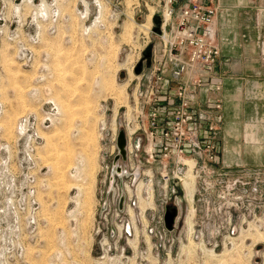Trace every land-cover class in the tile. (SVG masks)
<instances>
[{"label":"rangeland","instance_id":"rangeland-1","mask_svg":"<svg viewBox=\"0 0 264 264\" xmlns=\"http://www.w3.org/2000/svg\"><path fill=\"white\" fill-rule=\"evenodd\" d=\"M163 7L0 0V264H264V171L252 204L235 206L218 171L185 168L166 187L146 162Z\"/></svg>","mask_w":264,"mask_h":264},{"label":"built area","instance_id":"built-area-1","mask_svg":"<svg viewBox=\"0 0 264 264\" xmlns=\"http://www.w3.org/2000/svg\"><path fill=\"white\" fill-rule=\"evenodd\" d=\"M218 10V6L198 0L181 5L178 0H164L156 33L158 43L152 47L148 74L147 91L153 96L148 128L154 143L146 162L160 166L157 169L167 187L171 178L176 186L182 180L180 175L189 168V159L192 170L198 167L199 178H205L207 172L213 173L212 177L218 171L220 198H228L235 206L245 202L251 205L254 193H260L252 178L255 172H263L264 166L216 165L220 159L215 146L218 120L195 107L197 94L221 53L216 37ZM216 108L220 109L221 104ZM170 161L175 165L172 171ZM120 169L123 171L122 166ZM249 210L244 218L247 214L256 215L250 207ZM163 225L165 231L169 230L166 222Z\"/></svg>","mask_w":264,"mask_h":264},{"label":"crops","instance_id":"crops-1","mask_svg":"<svg viewBox=\"0 0 264 264\" xmlns=\"http://www.w3.org/2000/svg\"><path fill=\"white\" fill-rule=\"evenodd\" d=\"M198 1L219 5L221 53L197 100L218 120L217 163L264 166V0Z\"/></svg>","mask_w":264,"mask_h":264},{"label":"water","instance_id":"water-1","mask_svg":"<svg viewBox=\"0 0 264 264\" xmlns=\"http://www.w3.org/2000/svg\"><path fill=\"white\" fill-rule=\"evenodd\" d=\"M160 22V21H158ZM149 53V52H148ZM146 53V55L148 56L149 54ZM142 65L140 64L139 65V68L136 69V73H140L142 72L141 71V67ZM126 137H125V134L123 131H120L119 133V137H118V146H119V149H120V153L122 154V156H125V153H126ZM167 213H166V225L167 227H170L172 228V225H174V218L177 214V210L175 208H167Z\"/></svg>","mask_w":264,"mask_h":264},{"label":"bare ground","instance_id":"bare-ground-1","mask_svg":"<svg viewBox=\"0 0 264 264\" xmlns=\"http://www.w3.org/2000/svg\"><path fill=\"white\" fill-rule=\"evenodd\" d=\"M138 145H139V144H138ZM186 162L189 164V168H188V170H190V168L193 167V165H192V167H191L190 163L193 164V162H192L191 160H189V159H188ZM188 170H187V172H188ZM189 174H190V172H189ZM183 176H184V175H183ZM188 177H189V176H188ZM188 179H189V178H188ZM185 181H186V180H185ZM191 182H193V181H191ZM191 182L186 181L185 184H186V186H187V189L190 190V192H189L190 194H189V193H188V194H189V196H191L190 200L192 201V200H193V196H194V195H193L194 188L192 189V187H191V185H190ZM130 212H131V211H130Z\"/></svg>","mask_w":264,"mask_h":264},{"label":"trees","instance_id":"trees-1","mask_svg":"<svg viewBox=\"0 0 264 264\" xmlns=\"http://www.w3.org/2000/svg\"><path fill=\"white\" fill-rule=\"evenodd\" d=\"M149 51H150V48H148L147 52H149ZM147 52H146V53H147ZM146 53H145V54H146Z\"/></svg>","mask_w":264,"mask_h":264}]
</instances>
